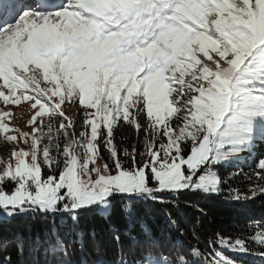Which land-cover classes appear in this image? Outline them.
I'll return each instance as SVG.
<instances>
[{"label":"snow or ice","instance_id":"snow-or-ice-1","mask_svg":"<svg viewBox=\"0 0 264 264\" xmlns=\"http://www.w3.org/2000/svg\"><path fill=\"white\" fill-rule=\"evenodd\" d=\"M0 102V264H264V0H0Z\"/></svg>","mask_w":264,"mask_h":264},{"label":"trees","instance_id":"trees-1","mask_svg":"<svg viewBox=\"0 0 264 264\" xmlns=\"http://www.w3.org/2000/svg\"><path fill=\"white\" fill-rule=\"evenodd\" d=\"M212 211L209 214V218L205 220V228L200 233L202 244L201 247H204L209 238L212 236V233L216 230H220L223 233H230L233 232L234 225L239 220L241 224H243V218L237 217L236 214L231 211L222 201H216L213 202L211 205ZM253 215L259 217L261 215H264V208L260 204L253 206ZM85 227H91L90 224L85 222ZM16 233L23 234L25 240L32 239L33 236L39 234L41 238H43L44 234L43 231L37 228L36 232L29 233L23 225H19L15 227L14 229H10L7 231H4L0 233V239H11L13 235ZM114 254V249L109 248L108 249V256L107 258H112ZM5 255H11L13 259H16V246L13 245L7 249V252L0 251V257H3Z\"/></svg>","mask_w":264,"mask_h":264},{"label":"rangeland","instance_id":"rangeland-1","mask_svg":"<svg viewBox=\"0 0 264 264\" xmlns=\"http://www.w3.org/2000/svg\"><path fill=\"white\" fill-rule=\"evenodd\" d=\"M0 108H3L2 102H0ZM3 110L10 111L12 113L10 121L8 119L5 120V123H8L10 128H19L21 131L31 130L28 121L31 119L32 113L27 110L26 103H21L19 106H9L7 108H3ZM70 112L71 109H69V113ZM3 147V134L0 133V156L6 155L3 151ZM98 163L102 164L103 161H99Z\"/></svg>","mask_w":264,"mask_h":264}]
</instances>
